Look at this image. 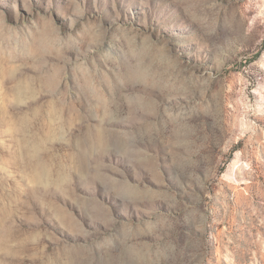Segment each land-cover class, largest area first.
<instances>
[{"label": "rangeland", "instance_id": "374dc122", "mask_svg": "<svg viewBox=\"0 0 264 264\" xmlns=\"http://www.w3.org/2000/svg\"><path fill=\"white\" fill-rule=\"evenodd\" d=\"M0 264H264V0H0Z\"/></svg>", "mask_w": 264, "mask_h": 264}]
</instances>
